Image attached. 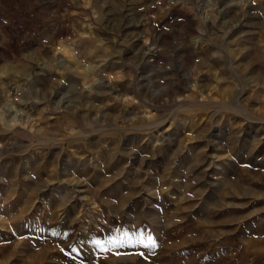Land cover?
Here are the masks:
<instances>
[{
  "label": "rangeland",
  "instance_id": "374dc122",
  "mask_svg": "<svg viewBox=\"0 0 264 264\" xmlns=\"http://www.w3.org/2000/svg\"><path fill=\"white\" fill-rule=\"evenodd\" d=\"M0 264H264V0H0Z\"/></svg>",
  "mask_w": 264,
  "mask_h": 264
},
{
  "label": "snow or ice",
  "instance_id": "6c2138e0",
  "mask_svg": "<svg viewBox=\"0 0 264 264\" xmlns=\"http://www.w3.org/2000/svg\"><path fill=\"white\" fill-rule=\"evenodd\" d=\"M97 247L102 248L103 250H109V248L105 247V245L110 246L111 248H121V247H134L137 245H143L144 247H156L155 241L152 239L151 236L147 237V240L143 238V236L136 237L134 235H129L128 233H124L122 237L119 238H112L108 241H93ZM142 255V253H141Z\"/></svg>",
  "mask_w": 264,
  "mask_h": 264
}]
</instances>
